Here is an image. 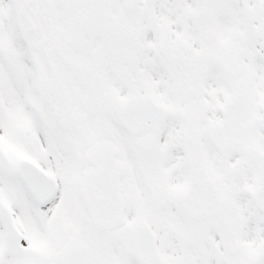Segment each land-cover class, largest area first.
I'll use <instances>...</instances> for the list:
<instances>
[{
  "label": "snow or ice",
  "instance_id": "6c2138e0",
  "mask_svg": "<svg viewBox=\"0 0 264 264\" xmlns=\"http://www.w3.org/2000/svg\"><path fill=\"white\" fill-rule=\"evenodd\" d=\"M0 264H264V0H0Z\"/></svg>",
  "mask_w": 264,
  "mask_h": 264
}]
</instances>
